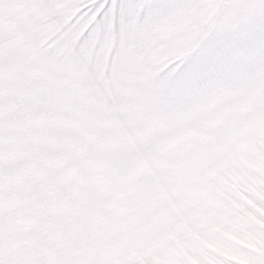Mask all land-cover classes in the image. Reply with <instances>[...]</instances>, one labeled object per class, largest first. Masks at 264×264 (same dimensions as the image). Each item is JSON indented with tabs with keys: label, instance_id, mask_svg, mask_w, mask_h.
I'll return each mask as SVG.
<instances>
[{
	"label": "snow or ice",
	"instance_id": "snow-or-ice-1",
	"mask_svg": "<svg viewBox=\"0 0 264 264\" xmlns=\"http://www.w3.org/2000/svg\"><path fill=\"white\" fill-rule=\"evenodd\" d=\"M0 264H264V0H0Z\"/></svg>",
	"mask_w": 264,
	"mask_h": 264
}]
</instances>
